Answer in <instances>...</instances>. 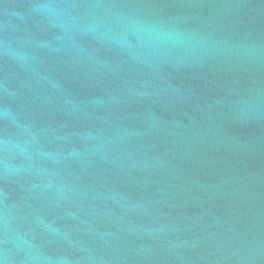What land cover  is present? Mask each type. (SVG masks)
<instances>
[{
    "label": "water",
    "instance_id": "water-1",
    "mask_svg": "<svg viewBox=\"0 0 264 264\" xmlns=\"http://www.w3.org/2000/svg\"><path fill=\"white\" fill-rule=\"evenodd\" d=\"M0 264H264V0H0Z\"/></svg>",
    "mask_w": 264,
    "mask_h": 264
}]
</instances>
